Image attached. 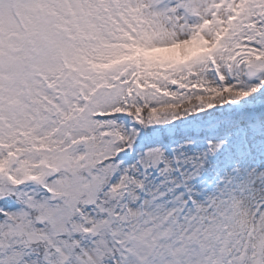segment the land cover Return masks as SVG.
Listing matches in <instances>:
<instances>
[{
	"label": "snow or ice",
	"instance_id": "1",
	"mask_svg": "<svg viewBox=\"0 0 264 264\" xmlns=\"http://www.w3.org/2000/svg\"><path fill=\"white\" fill-rule=\"evenodd\" d=\"M0 264H264V0H0Z\"/></svg>",
	"mask_w": 264,
	"mask_h": 264
}]
</instances>
